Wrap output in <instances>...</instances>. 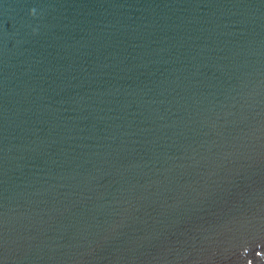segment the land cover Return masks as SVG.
<instances>
[{"label": "water", "instance_id": "95a60500", "mask_svg": "<svg viewBox=\"0 0 264 264\" xmlns=\"http://www.w3.org/2000/svg\"><path fill=\"white\" fill-rule=\"evenodd\" d=\"M0 264H264V0H0Z\"/></svg>", "mask_w": 264, "mask_h": 264}]
</instances>
